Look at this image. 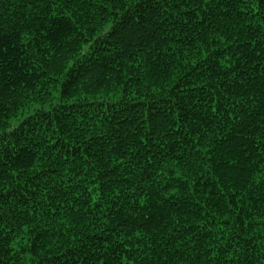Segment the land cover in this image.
Returning <instances> with one entry per match:
<instances>
[{
	"label": "trees",
	"instance_id": "1",
	"mask_svg": "<svg viewBox=\"0 0 264 264\" xmlns=\"http://www.w3.org/2000/svg\"><path fill=\"white\" fill-rule=\"evenodd\" d=\"M0 264H264V0H0Z\"/></svg>",
	"mask_w": 264,
	"mask_h": 264
}]
</instances>
